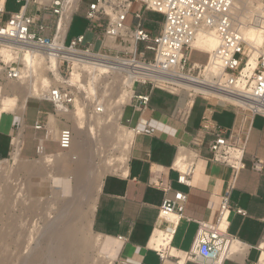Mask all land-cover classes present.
Listing matches in <instances>:
<instances>
[{"label":"built area","instance_id":"2783aa9c","mask_svg":"<svg viewBox=\"0 0 264 264\" xmlns=\"http://www.w3.org/2000/svg\"><path fill=\"white\" fill-rule=\"evenodd\" d=\"M15 1L20 4V9L6 19L3 18L4 7L0 3V49L6 47L9 52L7 60L0 55V81L22 80L28 70H32L34 61L40 59L47 66L52 60L56 61L59 78L63 70L73 69V58L92 63L123 62V67L116 71L122 73L123 77L128 74L135 76L132 87L140 84L147 86L149 91L156 87L170 92L183 90L187 92L189 100L201 96L207 100L222 101L250 114L264 115V48L258 50L255 68L246 69L250 47L241 31L243 25L236 17V0H93L84 17L87 21L86 32L94 37L101 35L98 48L94 46L95 41H86L85 34L65 41L63 31L66 19L75 13L80 0H50L46 4H40L38 0ZM263 1L249 21L250 24H259L264 30ZM133 2L139 4L133 13L135 26L125 31L124 20ZM33 3L38 5L35 13L28 11ZM147 11L163 16L160 31L156 35H151L144 28L143 14ZM200 33H213L217 39L216 48L212 52H205L207 59L204 63L191 60V53L198 50L194 47V41ZM123 36L135 43L143 42V50L137 52L135 48L123 53L122 49L118 53H110L108 49L112 42H108V39L113 41L118 38L123 46ZM147 51L152 52V58L147 57ZM26 54L31 55L30 66ZM49 71L53 78L49 79L50 83L39 97L50 101L56 113L68 114L75 103V96L64 79L55 80L53 71ZM151 75H159L161 79ZM171 78L186 80L192 87L185 88ZM131 100L136 109L143 110L147 107L149 92L140 94L133 91ZM185 113V110L181 112L182 118ZM34 127L40 129L43 124L37 121ZM200 128L213 135L208 144L210 159L229 167L233 177L225 192L219 196L220 204L215 219L197 222L193 246L186 251L176 250L171 240L182 217L187 194L177 192L173 199L163 200L157 216L159 228L156 229L162 234V242L158 246L148 243V247L155 251L159 264H184L187 260H195L200 264H222L236 253L235 248L243 245L228 233V218L231 211L245 214L243 209L231 206L229 201V191L234 187L235 177L244 167V142L235 136H227V129L208 117L202 118ZM131 130L133 133L140 131L137 127ZM49 135L50 132L46 131L45 137ZM73 136L74 132L68 124L59 130L56 141L61 150H70ZM200 145L201 136H194L192 146L185 148L183 158L177 163L175 161L177 182L189 184ZM36 151L40 155L45 154L41 143L37 145ZM263 164V159L255 158L252 168L259 171ZM153 184L164 191L170 189L169 184L159 178ZM116 239L127 241L122 236ZM257 248V259L243 261L242 264H264V237ZM113 263L145 264L131 257H116Z\"/></svg>","mask_w":264,"mask_h":264},{"label":"crops","instance_id":"0c3cea01","mask_svg":"<svg viewBox=\"0 0 264 264\" xmlns=\"http://www.w3.org/2000/svg\"><path fill=\"white\" fill-rule=\"evenodd\" d=\"M38 1L46 4L50 0ZM81 1L70 18L64 34L65 41L85 34L86 41H95L94 46L98 48L101 35L94 37L86 32L87 21L84 17L93 0H89L83 15L79 17L77 13ZM0 3L4 7V19L20 9V4L15 0H0ZM37 7L33 3L28 11L35 13ZM138 8L139 4L133 2L124 20L125 31L134 28L133 13ZM155 14L161 15L150 11L143 14L144 28L151 35L160 31L163 20L162 15L159 18ZM75 17L79 19L76 33L68 37ZM108 42H112L108 51L113 54L122 49L123 53L130 52L135 48L141 52L144 46L143 42L135 43L125 36L123 46L118 38L113 41L108 39ZM133 91L140 94L149 92V101L145 109L138 110L131 100L133 104L129 103L122 111L126 124L140 131L132 134L124 163L101 179L91 214V231L112 240L116 257H131L145 264H159L155 251L148 247L154 231L159 228V207L165 198L173 199L177 192H183L187 194V200L171 245L176 250H189L193 246L197 222L215 219L219 196L225 192L233 177L229 167L210 159L208 144L213 135L200 128L202 118L208 117L226 128L227 136H235L244 142V167L235 177L234 187L229 191V201L231 206L243 209L245 214L231 211L228 218V233L243 245L235 248L236 253L222 264L256 260L259 255L257 246L264 237V164L257 171L252 168V163L255 158L264 160V115L250 114L222 101L207 100L201 96L189 100L186 91L182 90L170 92L156 87L149 91L147 86L139 84ZM183 110L186 113L182 118ZM37 121L43 124L42 128L35 129ZM67 122L64 115L54 111L50 101L39 96H27L23 108L0 114V160L11 159L17 142L18 155L23 160L66 152L60 149L56 139ZM46 131L50 132L48 138L45 137ZM194 136H201L199 157L189 184H181L177 182L178 172L174 163L183 149L192 146ZM39 143L45 154L37 153ZM47 146H51L49 151L46 150ZM158 178L169 184L168 191L153 184ZM55 184L49 178H41L32 187L36 193L47 195L55 192V189L58 191ZM117 236L126 237L127 241H119ZM184 264L200 263L187 260Z\"/></svg>","mask_w":264,"mask_h":264},{"label":"rangeland","instance_id":"374dc122","mask_svg":"<svg viewBox=\"0 0 264 264\" xmlns=\"http://www.w3.org/2000/svg\"><path fill=\"white\" fill-rule=\"evenodd\" d=\"M248 1L252 11H256V7L263 0ZM88 2L89 0L81 1L77 16L83 15ZM255 11L250 13L249 20ZM78 20L77 17L74 18L68 37L76 33ZM146 55L152 58L151 51H147ZM206 59L207 55L203 52L191 53L192 61L204 63ZM35 65L36 76L53 78L50 68L44 61L40 59ZM73 70L74 67L68 71L63 70L61 77H55V80H68ZM78 72L79 81L73 85L66 82V86L71 88L75 102H79L83 109L82 127L77 128V120L80 119L72 114L75 112V103L70 113L64 116L74 132V141L84 143L83 147L88 151L87 157L82 160L86 170L82 184L80 188L75 189L78 184L74 168L79 163V151L75 149L59 154L57 157L60 160L58 162L55 160L56 163L53 158L44 156L35 160L20 158L15 163L12 159H7L6 162L0 160V264H27L30 259L31 264H61L59 260L65 258L70 264L108 263L107 256H110L108 248L112 247V240L94 234L89 223L102 177L122 165L123 156L126 154L124 141L127 138L130 140L132 130L122 119V111L129 103L133 104L132 94L131 97L116 102L125 88L122 83L125 78L114 69L104 73L81 68ZM27 83L28 79L0 81L2 93L0 96L19 99V103L22 104ZM80 84L85 86L82 87ZM50 147L47 146L46 150L49 151ZM41 178H49L56 182L55 187L57 186L58 191L55 189V192L47 195L36 193L32 186ZM66 225L73 227L78 238H75L77 241L71 245L73 251H76L70 256L64 255L60 258L58 251L69 247L67 243L58 239ZM37 251L46 255L42 253L38 260L33 256Z\"/></svg>","mask_w":264,"mask_h":264},{"label":"bare ground","instance_id":"6f19581e","mask_svg":"<svg viewBox=\"0 0 264 264\" xmlns=\"http://www.w3.org/2000/svg\"><path fill=\"white\" fill-rule=\"evenodd\" d=\"M248 3H249L248 0H236L235 6L237 8V16L236 17L239 20V22L242 23V25H243V27L241 28L243 37H244L245 41L248 43V45L250 47V51L248 53V63H247L246 69H253V68H255L256 63H257L256 59H257L258 50L260 49V47L264 48V30L261 29V27L257 23L256 24H250L249 15H250V13H253L255 10L252 11V7ZM260 13H263V12H259V14ZM69 20H70V15H68V17L66 19V24H65V28H64L63 34L66 31V28H67ZM216 46H217V39L215 38L213 33H204V34L200 33L197 36L196 40L194 41V47L196 49H198L200 51H203V52H207V53L212 52L213 49L216 48ZM0 55L4 56V60L9 59V52H8L6 47H2L0 49ZM25 58H26V60H28L29 66H30L32 64L31 55L26 54ZM73 61H74V70L71 73L70 78L68 80H65V82H68L71 85L76 84L79 81L80 73L78 72V70L81 69V68H86V69H88L90 71H93V72L97 71V72L107 73L108 71H110L112 69L120 70L121 67H123V62L113 63V62H110V61H107V62L105 61V62L92 63V62H81V61L76 60L75 58H73ZM37 62L38 61H34L32 70H28L27 75L25 77H23V79H22V80L28 79L27 87H26V90L24 91L25 99L23 100L22 104L19 103V99H14L13 97L4 96V95L2 96L1 95L0 96V114L2 112L7 111V110L9 111V110H12V109L14 110V109L23 108L24 102H25L27 96L38 95V94H40V91H43L45 89V87L48 86V84L50 83V80L48 78H46V77H38V76H36L37 74L35 75V66H36L35 64H37ZM48 67L50 68V70L53 71L54 76L58 77V63L56 61L52 60L51 64ZM142 76H144V75H142ZM151 76L161 79V76H159V75H151ZM134 77L135 76H133L132 74L125 75V77H124L125 79L122 82V83H124L125 88H123L122 92L118 96V99H116V102H121L126 97L127 98L131 97V94L133 92V90H132V82L134 80ZM171 80H173L178 85H181V86H183L185 88L192 87V84H190L186 80H181V79L177 80V79H173V78H171ZM80 85L82 87L85 86L84 84H80ZM92 90H94V89L92 88ZM0 94H2L1 91H0ZM124 101H126V100H124ZM68 113H70V111ZM82 113H83V109L80 106L79 102H75V112H72V114L76 115L78 117V119H80L79 121L77 120V122H78L77 128L78 129L82 127L81 126L82 122H83V120L81 122ZM79 133H81V132H79ZM132 134H133V131H132L131 135ZM131 138H132V136H131ZM131 138H130V140L127 138L124 141V149L125 148L127 149L126 154L128 153V148H129V144H130ZM83 144L79 143V141L75 142L74 141V137H73V141H72V145H71L70 150L75 149V150L79 151V154H78L79 163L74 168V170H75L74 172H75V175H76L75 179H76L77 184H78L77 186H75V189H76V187L80 188V185L82 184L83 178H84V176L86 174V172H85L86 170H85V167H84V164H83L82 160L87 157L88 151H87V149H85L83 147ZM126 154H125V156H123V159H122L123 163L126 160ZM184 154H185V149H183L181 151V153L179 154L178 158L176 159V163L179 162V160H181L183 158ZM43 156L47 157V158H53V160L54 161L56 160L57 162L60 160L59 157H57L58 155H43ZM11 159H12L13 163L18 162L20 160V157L18 155V142L16 143V146L14 147L13 152L11 153ZM43 160H45V159H43ZM50 160H49V162H51ZM80 160H81V162H80ZM4 161L6 162L7 160H4ZM56 161L54 163H56ZM107 163H108V161H107ZM74 232L75 231H74L72 226H67L66 225V228L64 229V232H62L58 236V239H60V241L62 240L63 242L67 243V245L69 246L68 248L66 247L67 249H62L61 251H58V254L60 255V258L62 256H64V255H65V257H66V255L70 256V254L72 255L73 252L76 251V250L73 251V248L71 247V245L74 242L77 241L76 239H78V238H76V235H75ZM153 234L154 235L151 238L149 245L150 246H158V245H160L161 242H162V234H161V232L159 230H155ZM45 242H47V241H45ZM36 243H38V241ZM77 251H79V250H77ZM108 251H110V256L109 255L108 256L105 255V256H107V258L109 257L107 264H113V260L116 257V249L112 245V247L108 248ZM42 253L43 252H41V251H37L36 254L33 255V256L38 259V258H41V255L45 254V253H43V254ZM262 255L264 256V252H263ZM45 259H47V258H45ZM48 259H49V257H48ZM65 259H60L59 260L61 262V264H70L67 261H65ZM40 260H42V259H40ZM103 261H104V259H103ZM27 264H31V259L29 260V262H27ZM78 264H80V263H78ZM81 264H83V263L81 262Z\"/></svg>","mask_w":264,"mask_h":264}]
</instances>
